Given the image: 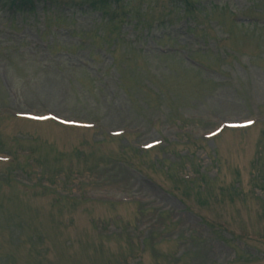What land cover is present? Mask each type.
<instances>
[{
    "label": "rangeland",
    "instance_id": "obj_1",
    "mask_svg": "<svg viewBox=\"0 0 264 264\" xmlns=\"http://www.w3.org/2000/svg\"><path fill=\"white\" fill-rule=\"evenodd\" d=\"M122 1L0 7V264H264V0Z\"/></svg>",
    "mask_w": 264,
    "mask_h": 264
},
{
    "label": "trees",
    "instance_id": "obj_2",
    "mask_svg": "<svg viewBox=\"0 0 264 264\" xmlns=\"http://www.w3.org/2000/svg\"><path fill=\"white\" fill-rule=\"evenodd\" d=\"M182 12V17L196 23H201L198 19V15H201V19H205L210 14L208 10L199 3V0H179ZM73 5L87 4L92 11L99 12L101 18H107V23H111L114 27H117L118 22L123 20L129 15L130 18H136L138 11H129L127 3L122 0H0V5L6 8L11 16L17 14L32 13L37 9L39 5H43L48 13L55 19H60L56 9ZM174 4L168 7V14L175 13ZM260 8V7H259ZM244 15L252 20L251 24L247 27H251L253 31L258 30V36L264 33V10H259L256 5H253Z\"/></svg>",
    "mask_w": 264,
    "mask_h": 264
}]
</instances>
